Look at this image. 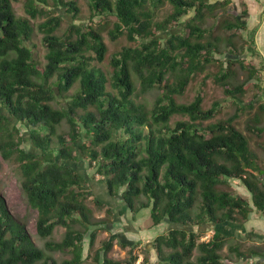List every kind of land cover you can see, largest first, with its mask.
<instances>
[{
	"label": "trees",
	"instance_id": "trees-1",
	"mask_svg": "<svg viewBox=\"0 0 264 264\" xmlns=\"http://www.w3.org/2000/svg\"><path fill=\"white\" fill-rule=\"evenodd\" d=\"M13 1L19 0H0V157L16 164L21 193L37 213V235L49 237L56 226L65 231L59 241L48 239L39 247L0 192V264H81L84 239L88 237L91 250L96 227L109 229L113 224L94 217L87 204L92 198L103 206L91 189L95 174L101 176L106 194L119 198V214L127 210L134 217L148 208L153 225L168 222L167 230L153 240L155 264H223L220 250L233 230L241 228L240 221L253 210L264 216V169L247 135L234 123L254 107L242 99L264 66L257 69L236 57L245 49L257 53L244 19L235 15L220 22L222 29L246 31L247 36L241 46L233 41L234 32L225 37L231 56L226 62L213 57L222 53V38L213 35L212 25L204 26L208 17L229 15L231 0H88L90 21L113 16L110 39L124 36L129 42L110 56L111 70L100 66L107 51L101 29L72 23L58 35L59 14L38 24L46 49L45 62L40 63L29 18L49 13L48 2L24 0L28 18L16 15ZM164 1L171 9L155 20V8ZM52 6L79 18L76 0H53ZM184 16L182 29L173 30ZM213 60L218 70L212 79L237 109L202 124L215 116L219 103L204 108L201 92L185 103L176 96ZM238 69L246 72L240 81ZM136 82L140 93L159 90L151 108L134 99ZM256 108L264 112V103ZM173 115L187 119L171 124ZM252 121L258 123L260 114ZM63 123L66 130H59ZM247 127L258 135L264 130ZM87 167L94 168L91 175ZM230 179L239 180L249 198L218 188ZM105 211L111 214L110 207ZM208 223L214 225L213 233L203 240L202 232L192 227ZM113 239L102 241L93 261L134 264L138 257L132 254L133 243L127 258L108 256ZM120 246L128 244L121 241ZM230 250L242 256L237 245ZM51 251L71 256L58 262Z\"/></svg>",
	"mask_w": 264,
	"mask_h": 264
},
{
	"label": "rangeland",
	"instance_id": "rangeland-1",
	"mask_svg": "<svg viewBox=\"0 0 264 264\" xmlns=\"http://www.w3.org/2000/svg\"><path fill=\"white\" fill-rule=\"evenodd\" d=\"M23 1L24 0L12 2L14 11L18 16L29 18V15L24 10ZM47 2L48 5H45V7L50 10L49 13H43L37 15L35 18H29L34 29L32 42L35 44L34 54L36 55L37 60L40 63H44V55L46 52V49L41 42L43 32L38 29V24L45 21L52 15L59 14L62 16V18L60 25L56 28V34L58 35L66 32L72 23L82 25L90 23L93 25V27L101 29L103 41L106 44L107 51L100 66H102V68L105 70H111L109 63L110 56L114 52L121 49L122 46L129 43L124 36H119L115 40L110 39L108 30L112 28L115 18L113 16L103 18L100 16H94L90 21L89 17L91 11L88 5V0H76L80 9L78 19H73L70 14L65 15L64 8L60 6H52L53 0H47ZM228 6H233V8L229 9V15L222 13L216 18L208 17L207 22L204 25H212L213 35H218L222 38V41L219 44V48L221 49L222 53H214L213 57L215 59L219 58L225 62L227 59H229V57H231L229 54H227L228 48L225 46V37L231 31L234 32L232 39L238 46H241L243 39L245 40L247 37L246 31H240L237 29L224 30L220 27V22L224 17L227 19H232V16L237 15L239 18L244 19V22L247 25V31L253 32L254 43L252 45L256 48L257 53L252 54L249 50L245 49L240 52L241 54L239 56L236 55V57H241L244 59L245 65L249 66L253 64L257 69L260 67L261 63L264 66V0H231V3ZM170 9L171 5L167 1H164L162 4H158V6L155 8V20H161ZM244 9L247 11V14L242 15V11ZM187 16L181 17L176 26H174L173 30L180 31ZM217 70L218 62L213 60L207 64L204 72L197 73L194 76L181 95L176 96L177 102L185 103L191 101L198 92H201L204 98L202 102L204 108L210 107L215 101L219 103L218 112L215 114V116L207 121H204L202 124L226 118L227 116L234 113L237 109V105L233 99L227 96L224 93L223 88L213 81L212 76ZM238 71V81H240L246 77V72L241 69H238ZM256 77H258L259 80L257 81L256 79H252L249 81L247 91L242 99L245 104L251 103L254 104V107L252 109H246L243 113H240L234 123L239 130L247 135L250 147L257 153L259 165L262 167V169H264V152L262 149V145L264 144V130L258 135L249 131L247 127L249 124L264 127V112H258L256 108L258 104L264 103V67L258 70L255 78ZM254 84L258 86H254ZM138 87L139 83L136 82V91L133 95L134 99L137 102L144 104L148 109L151 108L155 97L159 93V90L153 88L145 93H140ZM73 90L74 87L71 89V91ZM256 112L260 114V121L258 123H254L252 121V118ZM182 119H187V117L182 115H173L170 122L173 124L176 120ZM66 128L67 124L63 123L59 130H66ZM25 147H28V145L25 144ZM85 169L89 175L94 172V168L87 167ZM261 177L264 179V173ZM18 178L19 171L16 167V164L7 162L0 157V192L4 196L7 207L11 214L17 219H20L26 223L33 242L39 247H44V242L48 239L59 241L65 231L63 226H56L49 237L41 238L37 235L35 229V219L37 213L35 210L29 208L26 204L24 196L20 190ZM94 178L95 180L91 182L93 185L91 189L95 192L94 193L92 191L95 196L98 195V199L102 201L103 206L99 208L93 202L92 198L87 200V204L92 208L94 217L98 219H107L113 224L108 226L109 229H106L104 224L96 227L97 230L95 241L91 250H88V237L84 239L83 257L85 260L81 264H96L92 259L93 252L101 246L102 241L108 239L109 237H113L114 239L112 248L108 252V256L114 260H123L127 258L129 256L128 250L130 249V244L133 243L134 246L131 249L132 254H135L138 257L134 264H155L157 256L155 250L153 249V240L158 233H162L167 230L169 226L168 222L163 221L158 225H153L148 208H142L134 217L133 213L127 210H125L123 214H119L117 207L119 198H111L106 194V188L104 184L98 180L101 178L100 175L95 174ZM218 188L228 190L234 194H239L244 198H249V193L241 185L239 180L236 179H230L229 184L220 185ZM107 207H110L111 214H106L105 209ZM250 219L253 222L254 219H264V216L260 212L253 210L250 214ZM247 220L240 221L242 225L241 228L244 230H240V228L234 229L233 234L226 239L222 249L220 250L223 264H264V261L260 256L261 253L264 254V238L259 237L258 235L260 232H257L261 228L255 224H251V221L249 225V221L247 222ZM250 226H252V229L248 228ZM192 228L196 231H201V239L207 240L213 233L214 225L208 223L204 225L193 226ZM121 241H126L128 246L125 248L121 247ZM234 245L238 246L239 251L242 253L241 257L237 256L233 251L230 250V247ZM252 249L257 253L250 255V251ZM49 254H51L58 262L71 256L70 253L61 251H51ZM196 254L197 252L195 251V255ZM143 258H146V260L144 261Z\"/></svg>",
	"mask_w": 264,
	"mask_h": 264
},
{
	"label": "crops",
	"instance_id": "crops-1",
	"mask_svg": "<svg viewBox=\"0 0 264 264\" xmlns=\"http://www.w3.org/2000/svg\"><path fill=\"white\" fill-rule=\"evenodd\" d=\"M105 186V185H104ZM93 187V185L91 184V188ZM106 190V189H105ZM94 192V191H93ZM95 193V192H94ZM97 197H98V195H96ZM117 207H118V211L120 210V208H121V205H120V201H119V203H118V205H117ZM251 217H253V216H251ZM249 221V225H250V221H251V219H250V217H249V219L247 220V222ZM251 224H255L256 226H258V227H260L261 229L260 230H258L257 232H260L259 233V237H261V238H264V219H262V220H253V222L251 221ZM244 228V227H243ZM249 229H252V226H250V227H248ZM240 230H244V229H242V228H240ZM248 232H250V231H248ZM260 256H261V258H262V260L264 261V254L263 253H261L260 254Z\"/></svg>",
	"mask_w": 264,
	"mask_h": 264
}]
</instances>
